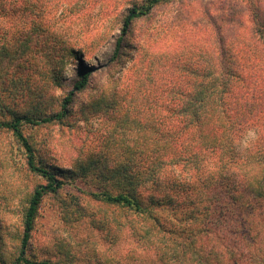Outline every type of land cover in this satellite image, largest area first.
I'll list each match as a JSON object with an SVG mask.
<instances>
[{
	"label": "trees",
	"instance_id": "1",
	"mask_svg": "<svg viewBox=\"0 0 264 264\" xmlns=\"http://www.w3.org/2000/svg\"><path fill=\"white\" fill-rule=\"evenodd\" d=\"M170 1L131 3L110 61L130 48L133 23ZM33 2L0 0V30L19 31L25 14L26 19L45 15L48 23L53 9L40 4L34 12ZM225 12L216 14L221 28L192 25L187 45L164 56L152 46L132 48L136 59H149L148 72L137 76L128 97L119 96L117 103L133 116L144 112L143 124L136 116L128 119L135 140L125 151L138 158L113 161L109 172L94 179L96 190L87 193L122 215L115 226L131 245V264H264V14L254 9L252 25L243 26ZM17 47L11 52L0 46V133L11 136L25 171L44 184L27 194L18 245L7 258L0 244V264H57L29 254L42 201L62 191L68 179L87 176L37 161L23 128L63 121L92 71L81 66L58 112L19 116L8 108L15 96L3 89L12 88ZM71 53L78 56L73 48ZM250 131L255 138L244 145Z\"/></svg>",
	"mask_w": 264,
	"mask_h": 264
},
{
	"label": "rangeland",
	"instance_id": "2",
	"mask_svg": "<svg viewBox=\"0 0 264 264\" xmlns=\"http://www.w3.org/2000/svg\"><path fill=\"white\" fill-rule=\"evenodd\" d=\"M140 2L35 0L34 12L40 4L46 10L53 9L48 23L45 15L26 19L25 14L19 31L9 27L0 30V46H9L13 52L19 45V64L13 67L12 82H8L12 88H3L15 96L10 95L8 108L19 116L58 112L81 66L92 71L88 86L75 96L63 121L23 128L36 150L37 161L87 176L77 182L68 179L62 191L43 199L29 253L37 261L132 263L127 255L131 245L115 226L122 215L87 195L96 190L94 179L100 172H109L113 161L138 158L125 151L135 140L134 124L128 119L136 116L135 120L142 123L144 112L133 116L117 103L119 96L128 97L135 78L148 72L149 59H136L132 48L152 46L154 53L163 56L175 46L182 49L190 39L192 25L213 29L214 23L221 28L223 24L215 19L224 8L231 20L243 26L252 25L254 9L264 14V0H171L149 17L134 22L127 39L130 48L123 49L121 59L110 61L126 9ZM30 20L34 25L30 26ZM240 25L238 32L242 31ZM43 36H49L48 41ZM254 138V132H248L243 144ZM41 184V178L25 171L22 152L11 136L0 133V244L7 258L14 255L18 245L26 196Z\"/></svg>",
	"mask_w": 264,
	"mask_h": 264
}]
</instances>
